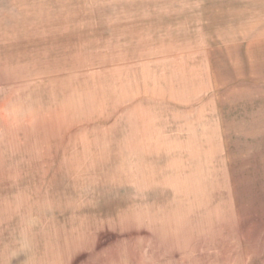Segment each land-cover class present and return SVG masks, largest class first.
<instances>
[{"label": "rangeland", "instance_id": "obj_1", "mask_svg": "<svg viewBox=\"0 0 264 264\" xmlns=\"http://www.w3.org/2000/svg\"><path fill=\"white\" fill-rule=\"evenodd\" d=\"M0 264H264V0H0Z\"/></svg>", "mask_w": 264, "mask_h": 264}]
</instances>
